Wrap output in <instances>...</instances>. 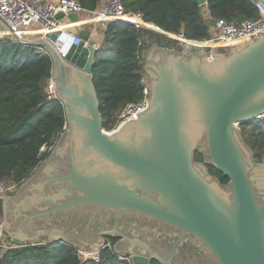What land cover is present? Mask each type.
Returning <instances> with one entry per match:
<instances>
[{"label": "water", "instance_id": "95a60500", "mask_svg": "<svg viewBox=\"0 0 264 264\" xmlns=\"http://www.w3.org/2000/svg\"><path fill=\"white\" fill-rule=\"evenodd\" d=\"M57 18L80 22L77 14ZM46 37H9L48 51L66 116L47 161L16 195L0 197L1 214L6 207L2 228L20 239L15 242L44 234L86 248L99 245L106 223L93 219L86 227L82 206L89 205L126 213L136 225L138 236L115 246L123 255L130 252L132 264H264V165L254 166L237 132V125L264 115V35L212 58L200 45L183 52L155 45L147 58L154 78L148 106L109 131L92 77L99 37L81 24ZM161 55L162 65L151 62ZM197 151L229 183L195 163ZM66 156L63 174L60 157ZM37 218L44 219L35 226ZM178 228L187 235L178 239ZM163 239L170 242L168 258L153 248ZM180 247L181 254L188 247L191 257L175 262Z\"/></svg>", "mask_w": 264, "mask_h": 264}, {"label": "trees", "instance_id": "16d2710c", "mask_svg": "<svg viewBox=\"0 0 264 264\" xmlns=\"http://www.w3.org/2000/svg\"><path fill=\"white\" fill-rule=\"evenodd\" d=\"M88 9L100 0H80ZM216 18L241 22L259 16L251 0H207ZM127 12H142L149 27L169 32L184 30L192 40L209 36V23L198 0H122ZM104 41L96 57L92 77L101 101L104 128L112 130L125 106L144 96L146 87L143 50L157 44L172 49L177 42L155 30L120 20L107 24ZM151 44V45H150ZM182 49L181 47L178 48ZM53 61L40 48L0 38V182L20 185L46 159L44 146H55L66 126L61 100L47 99V82ZM241 136L256 161L264 160V117L241 125ZM196 159L204 155L197 152ZM209 172L222 184L229 178L213 165ZM20 244L0 253V264H132L112 248L101 250L100 260H84L66 242L43 239ZM154 264H160L157 261Z\"/></svg>", "mask_w": 264, "mask_h": 264}, {"label": "built area", "instance_id": "2783aa9c", "mask_svg": "<svg viewBox=\"0 0 264 264\" xmlns=\"http://www.w3.org/2000/svg\"><path fill=\"white\" fill-rule=\"evenodd\" d=\"M251 1L258 7L259 16L248 18L241 22L214 17L207 0L199 4L203 16L209 23V36L203 40L188 38L184 30L169 32L159 27L156 30L169 39L176 41L182 49H191L196 45H200L206 50L208 56L212 58L214 55L230 50L244 39L252 40L264 35V0ZM59 13H63L64 17L77 14L80 22L67 24L63 19L57 18ZM116 20L133 24L136 27L151 29L149 23L144 20L143 13L127 12L122 0H100L94 10L86 8L80 0H0V38H9L13 34H17L25 41H43L48 40L47 34L65 32L71 25L81 24L83 27L91 24L100 25L101 28L99 30L104 31L109 22ZM80 42L81 39L78 36L74 37V44L78 45ZM221 49L227 50L221 51ZM41 51L49 54L45 49H41ZM46 92L48 100H60L57 86L52 76L47 82ZM149 95L150 84L146 82L143 98L125 106L119 116L118 123L112 130L118 129L129 118L147 107ZM263 117L264 115L260 118ZM53 149L54 146H44L41 148V155L43 156L46 151H52ZM15 188H17V185ZM10 191H12L11 186L4 181L0 182V197ZM18 245L12 238L7 237L3 229L0 230V252L15 248ZM106 247L112 248L108 243H104L98 247L87 249L88 251H83L79 247L76 249L84 260L93 259L99 261L101 250Z\"/></svg>", "mask_w": 264, "mask_h": 264}, {"label": "flooded vegetation", "instance_id": "af4514ba", "mask_svg": "<svg viewBox=\"0 0 264 264\" xmlns=\"http://www.w3.org/2000/svg\"><path fill=\"white\" fill-rule=\"evenodd\" d=\"M157 47H164V46L157 45ZM165 48L168 49V47H165ZM170 49H172V48H169V50ZM183 51L184 50L182 49L181 51L179 50L178 52H183ZM151 62L154 63L157 66H160L164 62V56L161 55L158 60H151ZM148 68L150 70L154 71V73H155V69L153 67H148ZM147 75H148V79H149L148 80L149 81V84L151 85L154 78H153V76H152V74L150 72H148ZM103 123H104V118H103ZM61 136H62V134L60 135V138H61ZM60 158H61V161H60L61 162L60 173L65 174L67 171L65 170L66 168L64 167V162L67 159H69V158H68V156H66L65 158H62V157H60ZM66 165H68V164L66 163ZM47 188L49 189L50 188V185H48ZM53 188H55L54 185H53ZM82 207L85 208V210H83L84 212L82 213V216H84V218L86 219V227H87V224H90V225L92 224L91 221L93 219H96L97 220V223H99V222L101 224L103 222L106 223V224H102V227H101L104 230V232L101 233L102 239L104 240V243H108L109 245L112 244L114 246L119 247L123 243H127L128 242L130 244L131 238H133L134 235H137L136 233L134 234V230H135L134 228H137V227H136L135 224L132 225V223L130 221H128V219L126 218V216H128V215H126V213L119 214L117 211H115L113 209H105V208L103 209V208H99L97 206L83 205ZM61 215L62 214L58 212L55 218L56 219L58 217L61 218ZM137 215H139V214H137ZM139 216H143V217H145V218H147L149 220L154 219V218L147 217V216H144V215H139ZM39 219L41 220V219H44V218H37V219H35L36 221L35 220L33 221L35 226L38 224V220ZM154 220H157V219H154ZM44 221L46 222V220H44ZM160 222H162V221H160ZM116 223L118 224V229H113V228H115V224ZM126 223L129 224V229H128V227L126 229V226L124 225ZM163 223H165V222H163ZM43 224L44 223H42V225ZM105 229H107V230H105ZM179 231H182L183 233H181L179 235V238L178 239H180L181 237L187 235V232L186 231L181 230V229H179ZM136 232H137V230H136ZM189 237L190 236H186V238L184 239V242H182V244L183 243L186 244L187 239ZM163 240L165 242H161V243H159V245L156 248L155 247H153V248L160 255L168 258L170 255L169 256H165V253L168 252L169 249H170V247H169L170 246V242L167 239H163ZM151 246H152V244H151ZM173 246H174V244H173ZM173 246L171 247V251H172ZM181 249L182 248L180 247L179 250H178L177 257L175 258V262H176L177 258H180V257H181V259L183 261H186V260H188L191 257V253H190L188 247L184 248L182 254L180 253V250ZM135 250L137 251L138 248L136 247ZM154 262L155 261H153L152 264H154Z\"/></svg>", "mask_w": 264, "mask_h": 264}, {"label": "rangeland", "instance_id": "374dc122", "mask_svg": "<svg viewBox=\"0 0 264 264\" xmlns=\"http://www.w3.org/2000/svg\"><path fill=\"white\" fill-rule=\"evenodd\" d=\"M87 28V27H86ZM152 30H155V31H157L156 29H154V28H151ZM151 45V44H150ZM156 45V44H155ZM155 45H153V46H148L147 48H144V50H143V58H144V72L146 73V76H145V81L146 82H148L149 83V79H148V75H147V73H148V71H147V61H148V57H149V54H150V52L154 49V47H155ZM177 46H178V43H177ZM180 46H178V48H179ZM170 49V50H176V51H179V49ZM168 50H169V48H168ZM182 49H180V51H181ZM223 50H227V49H221V51H223ZM206 51V50H205ZM229 51V50H228ZM228 51H226V52H224V53H222V55H225ZM207 53V52H206ZM208 55V54H207ZM209 57V56H208ZM210 58V57H209ZM239 125H237V132H238V134H239V137L242 139V141H244L243 140V138H242V136L240 135V133H241V129H240V126L238 127ZM106 130H108V129H106ZM64 133V131L62 132V134ZM59 139H60V137L58 138V140H57V142L55 143V146H54V149L56 148V146L58 145V141H59ZM242 144L247 148V151H248V153H249V155L251 156V159H252V161L254 162V166H257V165H264V160H262V161H256V159L254 158V156H253V151L251 150V148L248 146V144H246V142L244 141V142H242ZM53 149V150H54ZM196 149H198V148H196ZM198 150H200V149H198ZM50 151L48 150V151H46L45 153H44V155L45 154H47V153H49ZM202 153V152H201ZM202 155H204L203 153H202ZM195 157H197V155L195 156ZM204 158L202 159V160H198V159H195V163H200V164H203V165H205V167L207 168V164H209L210 162H207V161H205V156H203ZM41 164H42V162H41ZM40 164V165H41ZM40 167V166H39ZM37 170H38V168L35 170V172H33L32 174H31V176L30 177H32L36 172H37ZM29 177V178H30ZM29 178L27 179V180H29ZM26 182V181H25ZM7 184L9 185V186H11L12 187V190H16V188H15V186H16V184H14V183H12V182H7ZM2 223H1V221H0V225H1ZM31 242H36V243H42V242H44V241H42V240H40V239H38V240H35V241H27V243H31ZM104 244V243H103ZM111 246H113V249L115 250V248H114V245H112V244H110ZM79 248H82L81 250H83V251H86L87 249H90V248H85V247H79ZM100 249V248H99ZM88 251V250H87ZM116 253H118L119 255H121L122 257H127V260H129L130 261V256H128V254L127 253H130V252H126L125 253V255H123L122 253H120V252H118L117 250L115 251ZM1 254V253H0Z\"/></svg>", "mask_w": 264, "mask_h": 264}, {"label": "crops", "instance_id": "0c3cea01", "mask_svg": "<svg viewBox=\"0 0 264 264\" xmlns=\"http://www.w3.org/2000/svg\"><path fill=\"white\" fill-rule=\"evenodd\" d=\"M66 23V22H65ZM67 24H69V23H67ZM87 27V29H89L90 31H92V34H94V35H96V36H98L99 37V39H100V43H101V46H102V44H103V41H104V32L101 30H99L101 27H100V25H97V26H95V25H87L86 26ZM86 27H84V28H86ZM158 28V27H157ZM57 147V146H56ZM53 151V150H52ZM52 151H50V154L52 153ZM49 154V155H50ZM45 161H47V158L46 159H44ZM43 163V162H42ZM39 168V167H38ZM35 175V174H34ZM33 175V176H34ZM32 176V177H33ZM32 177H30V178H32ZM29 178V179H30ZM28 180H26V182H27ZM26 182H23L22 184H20V185H17V188H16V190H12V191H10V192H8L7 194H5L3 197H5V196H10V194H14V195H16L17 194V191L21 188V186L23 185V184H25ZM5 219H6V207L4 208V212L1 214L0 213V221H1V225H0V230L1 229H3L4 230V233L7 235V237L9 238H12L13 240L14 239H16V240H20V239H18V238H14V237H12L11 235H10V232L7 230V228L6 227H3L2 228V225H3V223L5 222ZM100 236L102 237V235H101V233H100ZM38 239H40V240H43V239H45V240H51V241H64V242H66V243H69V244H71V245H73L75 248H78V247H82L81 245H78V244H75V243H72V242H69V241H67V240H65L64 238H53V237H51V236H49V235H44V234H41V235H38V236H36V237H34V238H27V239H24V240H31V241H35V240H38ZM15 241V240H14ZM104 243V240L102 241V243L101 244H99V245H96V246H93V247H90V249L91 248H94V247H98V246H100V245H102ZM86 248V247H85ZM114 248H115V246H114ZM127 254H129V253H127Z\"/></svg>", "mask_w": 264, "mask_h": 264}]
</instances>
